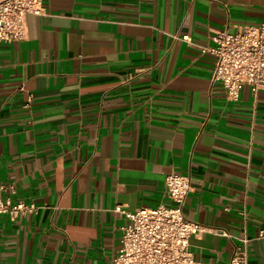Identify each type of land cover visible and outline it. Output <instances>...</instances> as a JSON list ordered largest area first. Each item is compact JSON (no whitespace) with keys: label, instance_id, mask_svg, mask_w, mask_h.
<instances>
[{"label":"crops","instance_id":"0c3cea01","mask_svg":"<svg viewBox=\"0 0 264 264\" xmlns=\"http://www.w3.org/2000/svg\"><path fill=\"white\" fill-rule=\"evenodd\" d=\"M42 5L26 39L0 42L2 195L37 207L0 214V264H111L116 208L174 206L171 173L190 175L184 213L207 227L199 262L245 246L264 264V87L229 100L200 48L259 25L264 0Z\"/></svg>","mask_w":264,"mask_h":264},{"label":"built area","instance_id":"2783aa9c","mask_svg":"<svg viewBox=\"0 0 264 264\" xmlns=\"http://www.w3.org/2000/svg\"><path fill=\"white\" fill-rule=\"evenodd\" d=\"M42 11V0H0V42L26 39V16ZM183 38L188 39V36ZM211 40V45L200 46L201 52L213 56L212 79L225 87L229 100H237L244 86H249L254 93L264 87V21L234 33L216 30ZM4 189L1 185L0 214L6 213L15 219L20 213L36 211L33 204L4 199ZM191 190L190 175L171 173L166 177V192L175 202L174 206L157 205L136 210L117 207L116 211L122 212L129 222L122 227L121 246L111 264H202L192 252L190 240L207 227L190 220L184 213ZM248 260L246 247L238 246L230 264H248Z\"/></svg>","mask_w":264,"mask_h":264}]
</instances>
